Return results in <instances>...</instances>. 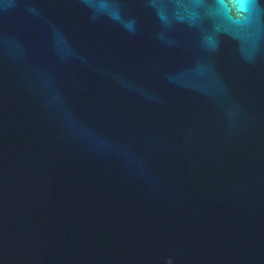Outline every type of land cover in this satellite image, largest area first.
Segmentation results:
<instances>
[{"label":"water","instance_id":"water-1","mask_svg":"<svg viewBox=\"0 0 264 264\" xmlns=\"http://www.w3.org/2000/svg\"><path fill=\"white\" fill-rule=\"evenodd\" d=\"M112 11L0 0V264H264V0Z\"/></svg>","mask_w":264,"mask_h":264},{"label":"clouds","instance_id":"clouds-1","mask_svg":"<svg viewBox=\"0 0 264 264\" xmlns=\"http://www.w3.org/2000/svg\"><path fill=\"white\" fill-rule=\"evenodd\" d=\"M204 0H197L198 4H202ZM216 2H220V0H216ZM237 2L242 5L243 10H247L248 5L252 6H258L259 0H237ZM85 3L89 4L90 7H92L93 11L96 12L98 15H108L111 19H118L119 14L118 12L112 11L113 6L115 4V0H85ZM163 18V17H161ZM179 19H183L182 17H178ZM239 23V22H237ZM215 35H210L205 37L204 44L205 47L212 52L219 50V43L220 39L219 37L221 35L228 34L227 31L219 26H216L215 29Z\"/></svg>","mask_w":264,"mask_h":264}]
</instances>
